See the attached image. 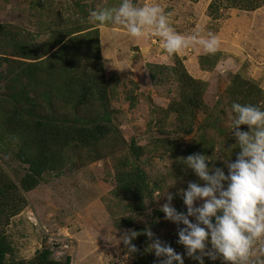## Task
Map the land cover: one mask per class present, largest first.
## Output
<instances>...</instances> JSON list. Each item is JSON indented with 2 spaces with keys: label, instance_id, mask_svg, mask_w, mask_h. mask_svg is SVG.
I'll use <instances>...</instances> for the list:
<instances>
[{
  "label": "rangeland",
  "instance_id": "rangeland-1",
  "mask_svg": "<svg viewBox=\"0 0 264 264\" xmlns=\"http://www.w3.org/2000/svg\"><path fill=\"white\" fill-rule=\"evenodd\" d=\"M256 1L261 3L259 8L245 11L233 6V0H135L138 6L160 4L171 13L172 26L181 34H216L220 41L216 53L220 54L209 68L213 59L209 62L210 55L199 45L167 57L158 38L134 40L121 26L101 27L90 20V10L116 7L120 0H0V25L7 27L8 36L20 37V45L42 59L52 57L74 66L76 52L67 42H60L62 36L66 38L80 26L88 32L98 31L97 65L103 68L109 92L105 111L111 114L124 141L118 146L114 142L108 144L102 156L66 146L62 160H43L37 187L21 193L26 207L7 223L0 215V235L5 234L13 250L9 257L30 261L38 251L46 249L50 252L48 259L59 264L68 259L69 264H132L124 250L123 237L133 229L138 235L143 234L141 229L150 230L154 234L149 238L151 243L158 238L184 254L183 246L177 243L178 226L166 221L159 210L168 192L173 195L172 206L178 212H186L179 192L197 178L182 160L193 153L206 155L210 151L208 142L213 138L223 148L236 143L230 132L232 113L226 96L234 75L261 89L258 103L264 108V0ZM16 55V47L0 41V128L5 131L15 130L5 112L11 109L14 89L21 83L17 74L21 63L12 64L21 61ZM202 57L205 63L201 67ZM80 62L85 65L83 58ZM174 68H184L206 85L203 99L207 112L197 114L195 132L189 137L177 131L174 114L166 112L170 103L179 99ZM151 70L157 73V80L150 78ZM31 93L34 94L32 90ZM55 113L56 117L68 119L64 124H71L76 118L70 106ZM203 124L206 129L198 131ZM204 130L206 144L198 145ZM133 142L140 147V159L135 164L147 174L151 192L139 209V203L121 199L113 192L120 163L134 161L129 150ZM227 150L216 148L209 152V167L224 168L227 173L224 160L234 161L239 149ZM16 153L13 145L0 146V177L6 176L19 186L30 166L21 162ZM17 197L19 193L13 192L14 203H18ZM119 217H125L126 222L127 217L131 218L127 223L130 228L120 226L123 223H119ZM210 247L207 245L206 250ZM163 259L156 258L155 264ZM184 264L196 261L185 257ZM205 264L222 261L205 257ZM250 264H264V254L254 251Z\"/></svg>",
  "mask_w": 264,
  "mask_h": 264
},
{
  "label": "trees",
  "instance_id": "trees-1",
  "mask_svg": "<svg viewBox=\"0 0 264 264\" xmlns=\"http://www.w3.org/2000/svg\"><path fill=\"white\" fill-rule=\"evenodd\" d=\"M248 1L233 0L232 4L245 11H254L261 5L256 0ZM76 30L74 33H69L66 38L62 36L60 41L67 42L76 52L77 63L72 66L52 60V57L45 59H42V56L38 57L37 53L20 45V37L8 36L7 27L0 25V41L4 40L11 47H16L15 57L21 59L18 63H12L13 66H19L21 63L17 73L21 76V83L18 89H14L15 93L10 101L11 109L5 112L10 124L15 126V130L12 128L10 131H5L1 126L0 146L6 147L10 144L17 147L18 159L30 166V172L21 178L19 186L12 184L6 176L0 177V215L6 223L26 207V200L21 198V193L37 187L43 163L48 160H62L61 153L66 146L90 152L95 156H102V152L108 150V144L114 142L118 146L124 143L120 131L112 123L111 114L105 111L109 101V92L107 82L104 80L103 68L97 65V58L99 59L98 31L88 32L81 26ZM73 35H75L74 38L70 37ZM219 54L207 56L209 62L213 59L209 68L214 66ZM82 58L85 62L84 66L80 62ZM203 58L199 59L201 67L205 63ZM172 70L178 82L179 99L178 101L173 100L166 112L174 114L177 131L182 136L189 137L195 132L197 114L207 112L203 99L206 85L188 75L184 68ZM150 78L153 81L157 80V73L151 70ZM262 94L261 89L240 75H234L226 88V96L231 105L235 102L247 103L264 109L258 103ZM68 106L73 108L76 118H73L74 122L71 124H64L63 121L68 119L62 116L56 117L55 110H64ZM17 126H20L19 130ZM201 128L206 129L204 124L199 127L198 131ZM247 130V126H241V131ZM200 133L201 140L198 145L205 146V130ZM221 145L216 144L213 138L208 142L207 147L210 153L216 148L221 151L228 149ZM139 148L134 142L129 146L134 161L120 163L116 174L117 185L113 191L121 199L129 198L128 201L139 203L136 209L140 208L141 202L151 193L147 174L141 168L138 169L135 164L140 159ZM13 192L19 193L18 203H14L12 199ZM127 200L124 201L127 202ZM129 207L130 205H126V208ZM130 221L131 218L127 217L126 222L125 217H119V223H123L120 226L130 228L127 224ZM141 230L143 234H137L131 241L136 252L128 253L127 246L124 250L132 264H155L156 257L150 248L151 239L149 240L146 231ZM12 253L8 238L2 233L0 235V264H59L48 259L50 252L46 249L38 251L36 257L30 261H15L14 257H9ZM68 261L69 259L65 264H69Z\"/></svg>",
  "mask_w": 264,
  "mask_h": 264
},
{
  "label": "clouds",
  "instance_id": "clouds-1",
  "mask_svg": "<svg viewBox=\"0 0 264 264\" xmlns=\"http://www.w3.org/2000/svg\"><path fill=\"white\" fill-rule=\"evenodd\" d=\"M170 17L171 13L158 3L138 6L135 0H120L116 7L89 12L94 23L101 27L121 26L134 40L158 38L167 57L192 45H199L209 55L219 50L216 34H181L172 26ZM231 113L230 132L236 143L227 151H239L234 161L224 160L227 173L224 168L209 167V156L193 153L182 160L197 178L179 192L186 212L172 206V194L166 192L163 196L166 202L159 210L166 221L178 226L177 243L183 246L184 254L154 239L150 248L156 258H164L160 264H184L185 257L196 264H205V257L210 261L220 258L222 264H250L254 251L264 254V109L235 102ZM242 125L248 130L241 131ZM146 235L152 238L154 234L149 230ZM136 236L131 231L123 237L128 253L136 252L131 243Z\"/></svg>",
  "mask_w": 264,
  "mask_h": 264
}]
</instances>
